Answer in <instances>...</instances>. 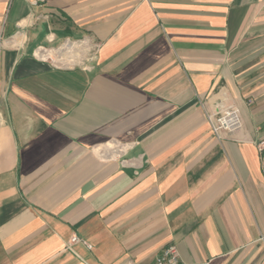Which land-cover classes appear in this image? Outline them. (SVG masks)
Masks as SVG:
<instances>
[{
    "label": "crops",
    "instance_id": "0c3cea01",
    "mask_svg": "<svg viewBox=\"0 0 264 264\" xmlns=\"http://www.w3.org/2000/svg\"><path fill=\"white\" fill-rule=\"evenodd\" d=\"M261 142L264 0H0V264H264Z\"/></svg>",
    "mask_w": 264,
    "mask_h": 264
},
{
    "label": "built area",
    "instance_id": "2783aa9c",
    "mask_svg": "<svg viewBox=\"0 0 264 264\" xmlns=\"http://www.w3.org/2000/svg\"><path fill=\"white\" fill-rule=\"evenodd\" d=\"M36 55L39 58L45 59L47 57L44 48H39L36 51ZM206 118L210 124L211 131L218 138L223 134H232L239 130L242 126V118L239 109L234 105H228L222 108H216L213 111L205 110ZM264 142L259 144V147ZM261 149V147H260ZM80 239L77 236L71 237L69 243L79 242ZM88 247H90L88 245ZM154 264H190L183 261L180 257L179 251L174 243L166 244L160 253L155 258Z\"/></svg>",
    "mask_w": 264,
    "mask_h": 264
}]
</instances>
